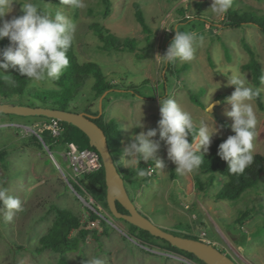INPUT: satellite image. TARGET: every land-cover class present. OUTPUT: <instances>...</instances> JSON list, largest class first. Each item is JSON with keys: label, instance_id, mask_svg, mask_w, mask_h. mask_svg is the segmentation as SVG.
<instances>
[{"label": "rangeland", "instance_id": "obj_1", "mask_svg": "<svg viewBox=\"0 0 264 264\" xmlns=\"http://www.w3.org/2000/svg\"><path fill=\"white\" fill-rule=\"evenodd\" d=\"M26 2L28 0H15L12 12L6 14L5 19L22 13L21 6ZM31 2L53 16L57 11L62 12L75 23L73 45L80 63H96L108 81L116 79L111 81L113 85L122 79V85L130 88L124 91L118 86L107 92L101 105L104 119L115 122L126 146L130 137L141 131L134 126L140 119L146 125L143 130L156 127L160 118L159 98L174 99L183 110L190 112L196 125L201 120L210 126L213 120L220 125L217 118L227 122L228 126L214 136L212 142L232 135V121L224 114L231 106L223 101L234 87L225 86L226 76L236 74L245 77V86L252 88L250 72L242 69L248 61L242 40L251 47L260 64L263 81L258 89L264 104V36L253 25L237 29L224 27V15L217 16L209 9L211 0H108V3L84 0L86 7L83 9L40 0ZM135 3L143 14L148 34L135 21ZM230 9L264 15V0H233ZM92 24L105 28L119 41L133 40L134 50H101V42L89 28ZM177 28L198 34L194 42V58L191 61L177 59L174 63L161 65L155 57L158 53L164 54ZM223 46L228 50L229 60L224 56ZM207 57L211 59L213 68L209 66ZM4 77L0 74V79ZM92 84L93 79L88 76L72 102L77 111L85 108L98 111ZM29 87L44 92L55 90L53 82H31ZM199 92H202L198 99L203 108L193 104L188 96ZM212 92L213 101L222 103L216 104L209 114L204 109ZM217 95L224 97L216 100ZM138 97H142V104ZM12 103L39 107L38 102L26 95L14 97ZM251 103L258 121L254 154L264 156V111H258L254 101ZM44 126L41 119L0 114V149L9 150L6 165L0 164V180L6 181L4 186L8 194L20 198L23 207L12 221L5 220L0 214V264H56L57 254L48 250L37 251L38 241L47 233L54 217L50 206L56 205L85 221L86 209L95 205L89 198L79 197L67 185L44 148L27 143L26 138L33 132L40 133ZM154 139H159L158 135ZM196 143L194 140L193 145ZM59 154L54 153L53 158L60 168V162H64ZM157 158L163 159L167 167L161 170L156 168L154 161H148L154 170L149 184L126 186L140 214L164 230L192 236L204 233L207 239L216 243V249L237 264H264V173L258 185L246 190L238 200H220L216 195L224 179L218 177L207 183V175H199L204 183L200 191L194 186L196 171L177 173L175 165L167 159L162 141ZM241 213L247 216L243 225L237 222ZM98 215L107 218L108 235H100L98 241L87 237L77 249L65 255L67 264H88L93 257L103 259L104 264H191L178 255L143 246L127 234L122 222L112 220L104 212H98Z\"/></svg>", "mask_w": 264, "mask_h": 264}, {"label": "trees", "instance_id": "obj_2", "mask_svg": "<svg viewBox=\"0 0 264 264\" xmlns=\"http://www.w3.org/2000/svg\"><path fill=\"white\" fill-rule=\"evenodd\" d=\"M42 2H52L60 3V0H40ZM177 1V0H170ZM108 3V0H104ZM22 13L19 12L15 16H19ZM134 18L137 24L140 26L142 31L146 34L149 33V29L144 20L143 14L137 3L134 4ZM225 23L224 27L237 29L243 25H253L260 33L264 36V15H258L256 12H240L239 10H231L224 15ZM90 30L95 33L101 42L99 47L101 50H112L116 52L133 51L135 48L134 41L125 39L123 41L117 40L108 30L98 26L97 24L90 25ZM7 38L0 40V48L7 46ZM242 47L248 56V61L246 64L242 65V69L249 71L251 75V83L253 89H258L263 81V73L256 59V55L251 47L242 40ZM224 56L229 60L228 50L226 46H223ZM67 57L69 60V65L65 69L63 75L59 81L53 82L55 90L50 92L37 91L30 88L29 81L26 77L20 76L18 73L14 72L12 69L7 70V74L15 76V85H10L5 83L9 77H4L0 79V104L12 103L14 97L27 96L28 99L38 102L39 106L45 108L58 109L62 111L69 112H84L92 116H96L98 111L85 108L82 111H77L75 107L72 106V102L79 95L80 90L83 88L84 83L88 76L93 79V84L91 86V91L93 92L94 98L99 100L103 93L113 91L116 87L120 86L124 91H128L129 87H124L122 85V79H119L117 85H113L111 81L116 79L112 78L107 80L104 76L101 67L93 62L80 63L74 52V45L69 48L67 52ZM207 62L211 68L214 67L211 59L207 57ZM189 93L190 101L198 107H202V103L199 101V95ZM223 95H217L216 100L222 99ZM104 99V98H103ZM254 103L258 111H264V104L262 101L261 93L257 98H255ZM11 117L14 115H6ZM19 117V116H18ZM20 118H35L44 121V125H47L49 119L44 117H20ZM103 131L109 152L112 156L113 162L126 186L129 184H149L151 178L154 175V170H151V175L145 177H139L137 175V170L135 167H123L118 159L123 153L121 135L118 131L114 121L104 119L103 114L93 120ZM216 121L220 125H224L226 128L228 126L227 122L222 119L217 118ZM63 131L57 137L53 138L49 131L43 130L37 135H31L26 138L28 144L36 145L38 148L42 149L43 145L51 152L54 153L61 152L67 143H74L79 149H91L89 140L87 136L80 131L75 126L70 124L62 123ZM234 134V133H233ZM232 134V135H233ZM226 138L215 139L207 154L204 156V162L200 165L199 169L193 177L194 186L197 190L202 191L204 183L200 180L199 175H207V183H212L216 178L220 177L224 179L216 197L217 199H226L229 201L238 200L246 190L258 185L263 173H264V156L255 153L253 164L245 169L242 175H230L227 170V163L221 160L217 155L218 145ZM195 140L191 135L188 136L189 143ZM9 150L7 148L0 149V164L6 165L7 156ZM101 162V161H100ZM140 167L145 171L152 169L153 166L149 163L140 162ZM60 168L64 172L66 178L71 184L74 191L83 198H91L95 203L93 210L86 209L88 212L87 219L85 221L81 220L69 211L63 210L56 205L50 206V211L53 212L54 217L52 223L45 235H43L39 241L38 252L45 250L51 251L58 255L56 264H67L65 255L78 248V246L85 242L87 237H93L95 241H98L100 235H108L109 226L107 224V218H100L98 212H104L111 217L107 203H106V186L104 179V171L101 165L99 171L94 174H90L82 177L77 182H74L70 177V172L66 164L60 162ZM127 191V190H126ZM128 193V192H127ZM129 195V194H128ZM130 197V196H129ZM131 201L133 199L130 197ZM117 211L121 214H126V211L116 203ZM247 220V216L240 214L237 218V222L240 225ZM126 226L127 234L140 242L143 246L149 248H158L162 251L178 255L191 264H204L198 260L194 255L178 250L172 247L169 243L161 240L159 238L151 236L148 232L143 231L123 220H118ZM176 236H181L188 239L199 240L197 237L176 233L173 231L166 230ZM224 253L223 251H221ZM225 254V253H224Z\"/></svg>", "mask_w": 264, "mask_h": 264}, {"label": "clouds", "instance_id": "obj_3", "mask_svg": "<svg viewBox=\"0 0 264 264\" xmlns=\"http://www.w3.org/2000/svg\"><path fill=\"white\" fill-rule=\"evenodd\" d=\"M14 3L15 0H0V40L7 38L9 42L0 48V74L9 77L5 83H16L15 76L6 74L8 69L26 77L33 84L59 81L69 65L67 52L74 40L75 23L62 12L57 11L53 16L43 11L31 0L21 6V15L5 19L6 14L12 12ZM60 4L71 9L86 7L84 0H60ZM232 4L233 0H211L209 9L215 15L223 16ZM197 39L196 32L180 31L177 28L164 54L158 53L155 59L164 66L177 59L191 61ZM226 78L225 86H233L234 90L224 98L223 103L231 106L224 114L231 119L230 127L234 134L218 145L216 155L227 163L230 175L239 176L253 164L255 158L254 140L258 121L251 101L259 96L260 90L245 86V77L230 74ZM214 92L204 109L209 114L216 104L222 103L213 101ZM137 99L143 103L142 97ZM159 117L156 127L147 128L146 131L143 130L146 125L140 119L134 126L141 131L130 137V142L123 150V165L127 168L135 167L139 177L148 176L151 172V169L145 171L140 167L141 161H154L156 168L161 170L167 167L163 159L157 158L161 141L166 148L167 159L175 165L176 172L193 173L204 162L212 138L224 128V125H217L214 120L211 126L205 120H201L198 125L194 124L190 112L183 110L172 98H159ZM157 135L159 139H154ZM189 135L197 141L195 146L193 142L189 143ZM5 183L0 180V214H3L5 220L12 221L17 212L23 211L22 201L8 194ZM88 264H104V261L93 257Z\"/></svg>", "mask_w": 264, "mask_h": 264}, {"label": "water", "instance_id": "obj_4", "mask_svg": "<svg viewBox=\"0 0 264 264\" xmlns=\"http://www.w3.org/2000/svg\"><path fill=\"white\" fill-rule=\"evenodd\" d=\"M106 94L107 92L103 93L98 100V114L96 116H92L84 112H69L41 106L29 107L13 103L0 104V114L19 117L40 116L46 119H56L62 123L75 126L87 136L90 147L94 148L100 157L106 186V203L109 213L113 219L123 220L143 231H146L151 236L169 243L172 247L194 255L204 264H237L230 256L222 253L211 244L200 240L176 236L154 225L138 212L134 202L131 201L126 191L125 184L113 162L108 149L106 137L102 129L93 121L102 113V98ZM33 133L34 135H37L35 132ZM43 148L47 151L50 160L54 163L57 169H59L67 185L72 189L71 184L65 174L58 167L52 155L44 145ZM116 203H118L126 211V214H121L117 211Z\"/></svg>", "mask_w": 264, "mask_h": 264}, {"label": "built area", "instance_id": "obj_5", "mask_svg": "<svg viewBox=\"0 0 264 264\" xmlns=\"http://www.w3.org/2000/svg\"><path fill=\"white\" fill-rule=\"evenodd\" d=\"M43 129L49 131L53 138H57L62 133L63 126L60 121L49 119L48 124L45 125ZM49 153L53 157V154L51 152ZM59 155L67 165L70 177L74 182H77L84 176L96 173L101 167L100 157L96 151L91 149H79L74 143L65 144ZM150 175L151 172L149 176ZM89 199L90 201H93L91 198ZM90 209L93 210L92 207H90ZM195 237L200 241L211 244L214 247L216 246V243L207 239L204 233H200Z\"/></svg>", "mask_w": 264, "mask_h": 264}, {"label": "crops", "instance_id": "obj_6", "mask_svg": "<svg viewBox=\"0 0 264 264\" xmlns=\"http://www.w3.org/2000/svg\"><path fill=\"white\" fill-rule=\"evenodd\" d=\"M125 147H126V145L124 144V143H122V148H123V150L125 149ZM121 156H122V154L120 155V157H119V159H118V161H119V163L123 166V167H125L123 164V161L121 160Z\"/></svg>", "mask_w": 264, "mask_h": 264}]
</instances>
